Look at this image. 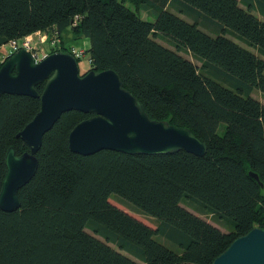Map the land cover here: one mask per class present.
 <instances>
[{
	"label": "trees",
	"instance_id": "obj_1",
	"mask_svg": "<svg viewBox=\"0 0 264 264\" xmlns=\"http://www.w3.org/2000/svg\"><path fill=\"white\" fill-rule=\"evenodd\" d=\"M242 2L246 8L239 0H0V47L42 33L59 39L50 53L76 54L61 38L83 37L88 71L115 70L152 119L189 128L207 148L202 157L184 150L82 155L69 136L93 114L64 113L43 138L37 173L19 192L21 207L0 208V264H212L236 238L264 228V104L251 95L264 94V60L228 36L264 56V21L254 13L264 16V0ZM36 89L42 93L44 83ZM40 108L38 97L0 95V193L7 152L29 151L18 134ZM185 200L231 230L191 212Z\"/></svg>",
	"mask_w": 264,
	"mask_h": 264
},
{
	"label": "water",
	"instance_id": "obj_2",
	"mask_svg": "<svg viewBox=\"0 0 264 264\" xmlns=\"http://www.w3.org/2000/svg\"><path fill=\"white\" fill-rule=\"evenodd\" d=\"M42 83L44 89L39 93L36 87ZM1 94L41 100L40 111L18 134L29 151L19 155L12 146L7 152L0 193V208L6 212L21 207L19 192L37 173L43 138L66 112L93 114L80 121L69 136L71 150L82 155L102 150L146 155L184 150L202 157L207 152L189 128L152 119L115 70L81 74L79 61L70 52H52L38 61L26 49L10 54L0 68ZM250 175L263 186L257 173ZM212 264H264V228L254 227L236 238Z\"/></svg>",
	"mask_w": 264,
	"mask_h": 264
},
{
	"label": "rangeland",
	"instance_id": "obj_3",
	"mask_svg": "<svg viewBox=\"0 0 264 264\" xmlns=\"http://www.w3.org/2000/svg\"><path fill=\"white\" fill-rule=\"evenodd\" d=\"M239 1L241 3L242 7L246 8V5L242 2V0H239ZM254 13L259 18H261L264 21V16H262L257 9L254 11ZM142 16L144 18L153 19L152 18V14H151V12L149 10H143L142 11ZM206 30L208 32H210L211 34H213V32H211L210 30H208V29H206ZM41 35H43V34L42 33H38V34L32 36L34 42L40 43ZM228 36L230 38L238 41L239 43L245 45L246 47L250 48L251 50L256 51V53L260 57H262V59L264 60V56L261 53H259V51L255 47L248 46L243 41L239 40L232 33H228ZM62 37L63 38H61V39H63L65 41L67 46L73 45V52L76 53L75 56L78 58V61H79L80 72H81V74H84L91 67L90 55H89V53H87V48L90 46L89 41H87L83 37L76 36L74 33H70V32H68L66 34H63ZM45 38H46L45 39L46 41L44 43H40L38 46H40V48H42L48 54H50V52L53 50L52 46H54V47H59L60 46V44L52 45V42H50L48 37H45ZM158 41L163 43L164 45H167L168 47L176 49L175 46H173L170 43V41L165 39V38L158 37ZM10 50H11V48H10V46L8 44H5V45L0 47V61L1 62H4L8 58V56L10 54ZM180 53L184 57L189 58L190 60H192L195 64L198 65L199 68L202 67V62L200 60H198L197 58H195L190 52L182 50V51H180ZM251 95L264 104V94L261 91L254 90V92ZM223 130H224V124L220 128V132L222 133ZM110 201L113 204H115L116 206H118L121 209L127 211L128 213L134 215L135 217H137L141 221L145 222L146 224L150 225L151 227L155 228L158 225V220L156 218H154L152 216H149V215H146L144 213H141L140 211L135 209L132 205H130L129 203L125 202L121 198L116 197V196H112ZM182 205L185 208H187L188 210H190L191 212L199 215L203 219H205V220L209 221L210 223L214 224L215 226L220 228L222 231L229 232L231 230V226L227 222L219 219L217 216H215L212 213H205V212L201 211L200 208L198 207V205L195 204L193 201L185 200V201L182 202ZM88 231L91 232V230H89V229H88Z\"/></svg>",
	"mask_w": 264,
	"mask_h": 264
},
{
	"label": "built area",
	"instance_id": "obj_4",
	"mask_svg": "<svg viewBox=\"0 0 264 264\" xmlns=\"http://www.w3.org/2000/svg\"><path fill=\"white\" fill-rule=\"evenodd\" d=\"M78 18L79 17H76V19H78ZM32 36H34V35H29V36H26L24 38L13 39V40L9 41V43H7V44L11 48L10 54H12V53H14L20 49H26L33 54L36 61L45 58L48 53L45 52L42 48H40V46H38V45L40 43H44L46 41L45 37H47V36L41 35L40 43L34 42ZM58 42H59V39L55 38L52 40V45H56V44H58Z\"/></svg>",
	"mask_w": 264,
	"mask_h": 264
}]
</instances>
